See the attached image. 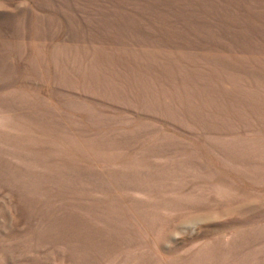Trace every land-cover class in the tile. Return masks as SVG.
Instances as JSON below:
<instances>
[{
    "label": "rangeland",
    "instance_id": "obj_1",
    "mask_svg": "<svg viewBox=\"0 0 264 264\" xmlns=\"http://www.w3.org/2000/svg\"><path fill=\"white\" fill-rule=\"evenodd\" d=\"M0 264H264V0H0Z\"/></svg>",
    "mask_w": 264,
    "mask_h": 264
}]
</instances>
